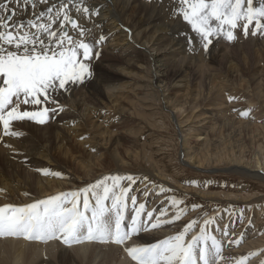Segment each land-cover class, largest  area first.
Returning <instances> with one entry per match:
<instances>
[{
    "label": "bare ground",
    "instance_id": "obj_1",
    "mask_svg": "<svg viewBox=\"0 0 264 264\" xmlns=\"http://www.w3.org/2000/svg\"><path fill=\"white\" fill-rule=\"evenodd\" d=\"M48 6L39 4L38 9L44 10ZM84 6L99 8L100 14L85 18L83 14H77L73 10L72 17L84 27L93 28L96 35L101 32L111 35L99 47L98 62L90 61L93 77L79 87H73L71 92H62L57 97L65 110L55 115L50 113L51 118L46 123L47 126L41 127L43 125L29 120L13 121L12 130L23 133L19 137H13L3 135V127L0 125V188L5 190L3 194H0V206L5 204L24 206L50 196L80 190L74 189L73 184L75 177L83 179L82 176H78L81 172L84 173V178L88 179L89 184L106 176H127L126 172L107 174L105 172L108 158L112 157L117 163L121 162V166H126L130 160L139 161L140 157L144 159L147 153V150L143 151V147V150L139 151L140 146L132 143L134 132L132 130L136 122L138 102H143L134 96H132L134 100L127 97L133 89L148 92L146 96L153 101L162 99L169 112H176L175 119L180 129L191 120L196 122L202 119L200 117L205 115L204 111L201 113L203 106H206V111L211 114V118L213 114L215 118L213 112L230 113L231 109L227 107L226 111L223 109L214 111V109L226 106L225 100L235 103L238 99L235 97L236 93H242L244 96L242 100L247 98L249 106L254 104V99L258 101L259 98H264V85H261L264 81V69L262 70L260 66L261 62L264 63V35L259 33L255 36L251 35L253 30L251 26L247 36L243 34L241 28H237L235 41L213 39V43L205 52L191 26L182 17L171 15L173 5L170 0H163L162 3H156L154 0L151 4L146 0H84ZM31 13L32 9L29 7L24 15L17 16L15 19H27ZM95 24L100 27L95 28ZM189 38L193 40L191 45ZM190 47L195 50L190 51ZM92 79H95L96 83H92ZM131 80H136L135 86L130 83ZM86 86L88 96L82 95ZM249 93H252V97L248 96ZM230 97L233 99H228ZM239 104L242 103L239 101ZM48 107H55V105L50 104ZM245 107L242 104L240 109ZM25 108L33 110L32 106L21 105V110ZM263 109L264 107L261 110ZM235 113H237L236 110ZM219 115L216 114V118ZM243 119L244 116H241V119L235 122L240 129L252 127ZM116 120L120 121L117 125ZM200 121L194 122L192 128L187 130L190 133L195 131L196 134L193 137L203 142L201 149L194 153L185 146L186 152L184 151L183 155L189 163L192 161V165L195 164L201 169V167L209 168L211 164H221L225 161L224 163L229 162L227 164L231 167H240L245 174L248 173L264 181L263 162L258 161L254 164L246 162L247 160L244 161L245 153L242 152H239L241 156L238 155L236 160L234 150L226 151L225 143L228 141L220 140L214 143L213 137L206 134L208 126L201 129L194 128L201 123ZM214 127H210L211 130H215ZM255 127V130L252 128L254 133L261 136L263 132L259 133V129L264 130V127L260 128L257 124ZM231 132L233 139L240 135L237 131ZM229 141L232 140L229 139ZM184 143L188 146L190 144L187 140ZM261 145H258L259 152L264 155L261 148L263 145ZM211 148L219 152L210 154ZM151 161H153L151 157L147 159L148 170L152 169L154 173L156 172L157 181L170 184V179ZM70 166H76V168ZM77 166L81 169L80 173L76 171ZM68 167L72 171L71 174L67 173V169L65 170ZM42 170L58 172L61 177L47 175L51 179L44 178ZM101 172L104 174L97 178L98 173ZM137 177L139 180L133 186L134 194L130 196L141 197L140 202L147 199V204L150 205L149 212L153 213V220L158 216L163 219L173 217L171 213L161 215L162 211L166 210L161 206L166 199L159 202L163 195H166V188L164 187V193H158L156 196L155 187L147 193L146 184L155 186L154 178L146 174H139ZM126 181L122 180L121 184L124 186ZM69 182L72 185H69ZM154 198L157 200L154 201ZM107 203L110 204V202ZM130 213L126 210V225L130 223ZM146 213L143 214L142 220L146 219ZM181 231L182 227L177 226L176 222L164 224L150 231H141L137 237H134L133 242L130 241L131 243L127 242V244L128 246H148L168 239ZM191 236L190 241L193 238V235ZM18 239L20 240L15 237L0 238V264H33L35 258L37 264H133L134 262L127 261L128 256L123 257L121 253L124 250L123 246L113 243L93 241L64 246L63 243L57 242V239L47 242ZM233 244H236L235 241ZM235 254L234 252H230L229 255L222 254L223 260L219 264H238L246 257L247 264L259 262L256 260L257 255L247 254L239 260L238 255Z\"/></svg>",
    "mask_w": 264,
    "mask_h": 264
},
{
    "label": "snow or ice",
    "instance_id": "obj_2",
    "mask_svg": "<svg viewBox=\"0 0 264 264\" xmlns=\"http://www.w3.org/2000/svg\"><path fill=\"white\" fill-rule=\"evenodd\" d=\"M146 2L151 4L154 0ZM170 3L173 5L171 15L182 17L191 26L205 52L213 39L235 41L237 28H241L245 36L250 26L251 35H264V0H170ZM39 4L49 6L39 10ZM29 7L32 9L29 18L15 19L24 15ZM73 10L85 18L100 14L99 8L84 6V0H0V125L3 135H23L21 131L12 130L13 121L47 123L50 113L55 115L65 110L57 97L92 78L90 61L99 58V47L111 34L96 35L93 28L84 27L72 17ZM192 43L189 38V44ZM189 50L195 49L190 47ZM50 104L55 107H48ZM21 105L32 106L33 110H21ZM241 115L247 117L249 111H242ZM42 174L61 177L60 173L48 170H42ZM122 180H127L128 186H123ZM134 183L132 175L106 176L70 193L24 206H0V238L40 242L60 239L69 246L93 241L113 243L123 246L134 264H219L223 260L221 245L207 231L215 224V217H206L200 234L190 242L186 243L185 237L198 220H192L180 233L159 243L128 246L127 242L141 231L173 223L186 213V209L178 207L183 201L172 199L171 204L177 211L171 220H161L159 216L153 220L152 212H147L146 219L142 220L145 204L137 206L136 197L128 195ZM4 191L0 188V194ZM129 200L133 214L126 225ZM197 207L199 205L192 206L193 210ZM161 215L167 212L162 211ZM217 230L220 229L217 227ZM223 234L227 236L228 232Z\"/></svg>",
    "mask_w": 264,
    "mask_h": 264
},
{
    "label": "rangeland",
    "instance_id": "obj_3",
    "mask_svg": "<svg viewBox=\"0 0 264 264\" xmlns=\"http://www.w3.org/2000/svg\"><path fill=\"white\" fill-rule=\"evenodd\" d=\"M97 59L98 58H96L95 60L93 59V61L98 62ZM260 66L263 70L264 63L261 62ZM131 81L130 83L134 84L135 86L136 80H131ZM91 82L96 83L95 79H92ZM263 83L264 81H262L261 85H264ZM87 90L88 87L86 86L85 89L82 91L83 93L82 95L88 96ZM134 93H136L137 95L135 96ZM147 93L148 92L133 89L129 92L127 96L128 98H132L133 100L136 98L138 100L140 99L141 101L146 102V103L138 102L139 105L135 116L136 122L134 129L132 130L134 131L132 134V143H136V145L140 146L139 151L143 150L142 147L144 148L143 151L147 150V153L144 155V159L143 157H140L139 161L133 160L132 162L130 160L127 162L126 166H121V162L117 163L116 159L112 157L108 158L107 171L105 172V174L126 172L127 173L126 175H132L134 178L137 177L139 174H146L152 177V179L154 178L153 183L155 184V186L151 184L149 185L146 184L145 191L149 193L155 187V189H157V191L155 192V196H156L158 193L161 194L164 193V189L166 188V195H163V197L161 198L162 200L160 199L161 201L160 202L157 201V202L161 203L163 200L166 199L164 202H162L161 206L163 208H166L165 211L167 212V214L171 213L173 214L174 217L175 212L177 211V208H174L171 204L172 199H178L183 201V203H181L178 207L186 209V213L183 214L179 220L174 221V223L175 222L177 223V226L182 227L183 230L184 226L187 225L189 222H191L192 220H198L197 225H195L185 237L186 243L190 241L189 238L192 237L191 235H193L194 237L200 234L199 232L200 226L203 224V220L206 217H215V224L210 226L207 231L210 236H215L216 240L221 245V249H222L221 255L222 254L229 255L230 252H234L236 253L235 255H238L239 260H241L244 257V255L245 256L247 254L253 255L254 253L256 252L258 253L260 251L256 257V260H258L259 262H257L256 264H264V181L252 177L248 173L245 174V172L241 170L240 167H231V165L227 164L229 162L224 163L225 161L222 162L221 164L220 163H215L213 165L211 164L209 168L201 167V169L199 168V166L197 167L195 164L192 165V161L189 163V161L185 159L186 158L185 155H183L186 147L190 148L191 152L194 153L196 151H199V149H201V145L203 143L202 141H199V139L193 137L196 134L195 131L192 133L187 131L190 130L189 128H192L195 120H193V122L192 120L189 121L188 123L183 125V127L180 129L175 119L176 112L175 111L169 112V110L166 109V105L164 101H162V99L161 100L159 99L158 101H153L151 100V98L146 96ZM249 94L248 96L252 97V93ZM132 96H134L135 98ZM235 97L238 98L236 99L235 102L236 104L232 101L230 102L228 100L227 101L225 100V102H227V104H225L226 106L223 105L220 108L214 109V111L218 109L219 110L221 109V111L222 109L223 111H226L227 108H230L232 113L219 112L220 113L219 115V113L213 112L215 113V118H214V114L211 118V114H209V112L206 111L207 110L206 106H203L204 108H201L203 109L201 113L204 111L205 115L200 117L202 119L197 120L198 122L201 120L200 121L201 123L195 125L194 128L201 129L202 127L208 126L206 127L208 131V132L206 131V134L213 137L212 141L214 143H217L216 141H220V140L224 142L228 141L227 143H225L226 151L228 152L230 150L231 151L234 150L233 152L236 160H238L239 152H242L243 154L245 153L244 161L247 160L246 162H249L251 164H254L258 161L264 163V155H262L261 152H259L260 150L258 146L259 144L260 145L262 144L263 146L261 145L262 146L261 148H263L262 152H264V130L259 129V133L261 132L262 134L263 132L261 136L258 133L256 134L254 133L255 130L254 128H256L255 127L256 124L257 126H260V128L261 126L264 127V123H263L264 109L261 110L264 107L263 106L264 100L262 101V99L264 98L261 97L259 98L258 101L257 99H254L256 101V104L254 101L253 102L254 104H251V106H249L250 104L247 105L248 103V101H246L247 98L243 99L244 100L243 102L242 97L244 96L242 95V93H236ZM77 99L79 100L80 98L78 97ZM72 101L74 102V98L72 99ZM239 101L240 103L243 104L244 107L246 106L245 109L250 111L249 115L247 117H244L243 120L244 122L246 121L245 123H247L248 121V123H250L252 127L249 126L246 129L245 128L240 129L238 127L239 125L237 126L238 123L237 124L235 123L238 122L236 121L237 119L238 120L241 119L242 116L241 112L245 110V109L242 110L240 109V107H242V104H239ZM257 104L259 107L257 106ZM261 105L263 107H260ZM127 109L129 108L127 107ZM238 109L241 112L240 111L238 112ZM235 110L237 111V113H235ZM216 114L217 116L219 115L220 118L219 117L216 118ZM234 114L236 116H234ZM224 117L228 119L226 120ZM197 121L195 123H197ZM222 122L223 124L221 125ZM115 123L117 125L120 123V121L116 120ZM226 123L228 124L226 125ZM212 124L215 126V127L213 126L215 130H211V128H213ZM233 125L234 127L236 125L235 129H233L234 128L232 127ZM44 126H47V124L45 123L41 127ZM223 126H225L224 127L225 129L223 128ZM228 128L230 129V131ZM238 128L240 131L238 130ZM119 129L120 128H118V130ZM220 129L223 130L220 131ZM248 129L249 131L251 130L253 132L251 131L249 132ZM241 130H243V132ZM231 131L233 132L235 131V133L237 131V133L240 135L234 137L233 139L231 137V133H232ZM229 139L232 141H229ZM185 140H187L190 143L189 146L185 145L184 143ZM226 144L228 145V147ZM243 144H244V148H243ZM255 147L258 149L256 150ZM241 149H243L244 152ZM127 152L131 153L130 151ZM215 152L218 153L219 150L215 151L213 148H211L210 154ZM150 157L153 160L151 162L154 163V166L160 169L165 174V176L170 179L171 181L170 184H168L165 181L158 182L157 179L155 178V175H157L156 172L154 173L152 169L148 170L149 164H147V159ZM145 159L146 162H144ZM210 162H212L211 159ZM70 167L76 168V166L75 167L70 166ZM70 167L65 168V170L67 169L66 170L67 173L69 172L68 174L72 173ZM236 168L237 170L238 169L239 170L237 171ZM79 169L80 168L77 166L76 171H78V173L81 172V169L80 170ZM80 174L81 175L78 176H82L83 179L82 178L77 179L75 177V181L73 184L74 189L77 188L82 189L89 184L88 179L84 178L83 175L84 173L81 172ZM103 174L104 172L98 173L97 178L102 176ZM43 177L47 179H51L50 176L43 175ZM139 177H137L136 181L139 180ZM192 182H196L195 185H193ZM68 184L72 185L71 182H69ZM128 184L129 182L126 181L124 186L126 185L128 186ZM136 184L137 182L131 185V191L128 193L129 196L134 194L133 186ZM135 197L136 199L138 198L137 206L140 203H144L145 212H149L150 209L148 208H150V205L147 204V199H144L140 202L139 200L141 199V197L140 198L137 196ZM156 200L154 198V201ZM193 205H199V207L193 210L192 208ZM127 211L133 214L130 200L128 202ZM131 213L130 215H132ZM173 217L169 216V217H164V219L163 217L160 218L161 220H171ZM141 219H143V214ZM217 227L220 229L219 231L221 233H219ZM224 231L228 232L227 236L223 234ZM135 237H137V235ZM133 239L134 237L132 238V240H129L128 242L130 241L133 242L135 240ZM17 240L20 239L17 238ZM57 240H56L57 242L63 243L62 240L60 239ZM237 240H239L240 242L238 244L237 243L233 244V241H237ZM229 241L232 242L230 243ZM135 243L137 244V242ZM77 244H81V243H77ZM210 245H211V241H209V246ZM64 246H69V245L64 244ZM229 246L230 247L235 246V247L234 248L231 247L230 249ZM121 253H123V257L128 256L127 252L124 250L123 252L121 251ZM128 258L126 257L127 261L131 260V258L130 259ZM244 261L247 264L248 258L247 257L246 259L244 258ZM34 263L35 264L38 263L36 261V258L33 261V264Z\"/></svg>",
    "mask_w": 264,
    "mask_h": 264
}]
</instances>
